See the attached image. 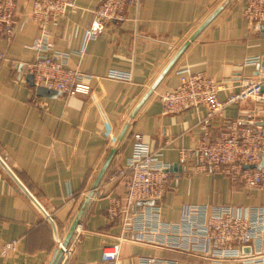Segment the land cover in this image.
<instances>
[{"label": "crops", "instance_id": "crops-1", "mask_svg": "<svg viewBox=\"0 0 264 264\" xmlns=\"http://www.w3.org/2000/svg\"><path fill=\"white\" fill-rule=\"evenodd\" d=\"M17 1L21 6L34 2ZM102 1L77 0L75 12L68 10L58 24L48 27L54 47L49 55L78 72L91 87L88 95L61 93L47 98L37 94L28 80V64L38 56L32 46L41 31L28 17L11 42L0 37V52L5 53L0 59V159L15 177L0 161V248L18 241L15 251L0 257V264H52L112 148L108 132L112 129L119 135L169 61L224 0H142L139 8L127 9L125 21L110 23L96 38L86 40ZM247 3L233 0L189 46L131 121L120 144L126 160L139 137L152 151H161V160L170 167L155 237L168 225H181L190 206L233 211L264 206V189H250L222 173L200 172L194 160L187 166L180 164L182 151L194 149L206 129L216 133L223 119L247 114L252 116L249 122L260 125L263 103L249 100L229 105L222 117L205 124V107L166 114L159 97L179 86L183 69L203 73L221 85V101L238 92L242 77L264 80V27L254 28L246 20ZM255 57L259 64L246 63ZM112 71L133 78L109 79ZM115 167L113 161L78 227L69 256L60 264H98L104 247L123 234L122 217L115 222L107 217L112 199L120 195L117 184L109 180ZM140 256L177 264L213 262L206 253L192 249L123 242L120 264H133Z\"/></svg>", "mask_w": 264, "mask_h": 264}, {"label": "built area", "instance_id": "built-area-1", "mask_svg": "<svg viewBox=\"0 0 264 264\" xmlns=\"http://www.w3.org/2000/svg\"><path fill=\"white\" fill-rule=\"evenodd\" d=\"M77 0H34L32 5L21 6L17 0L0 1V37L11 42L19 31L22 20L28 18L40 27L41 36L33 49L36 60L28 64L35 86L57 90L62 94L88 95L91 87L80 79L77 71L68 68L56 56L49 55L53 44L48 38V27L58 22L68 10L76 11ZM142 0H103L94 11V19L86 33L87 39L96 38L108 24L123 22L130 7L139 8ZM23 10V11H22ZM246 20L254 28L264 27V0H248L245 8ZM28 17V18H27ZM5 53L0 52V59ZM247 64L257 65L258 57L250 58ZM180 84L174 90L159 95L166 114H178L191 108L205 107L208 124L223 116L232 104L257 100L264 105V80L253 76L241 78L238 92L226 101L219 99L224 90L203 73L190 69L179 72ZM107 77L119 81H131L132 75L112 71ZM261 124L249 122L247 114L221 122L216 133L206 129L198 145L181 153L180 164L187 166L196 162L198 171L222 173L244 183L250 189H264V168L258 166L264 158V108ZM112 147L117 145L115 130L108 132ZM161 151H152L148 144L137 138L133 152L124 160L120 144L114 157L116 167L110 182L117 184L120 195L112 199L107 209L109 221L123 219V234L103 249L98 264H120L123 242H147L177 251L195 250L212 257V264L239 261L244 264H264V206L233 211L231 208L207 209L190 206L185 210L181 225H168L159 230V205L167 192L171 180L170 167L161 160ZM152 202L153 207L147 205ZM142 203V204H141ZM142 206V207H141ZM133 212V213H132ZM132 213V214H131ZM162 227L164 228V225ZM139 235H135V234ZM145 234V235H144ZM143 235V237L141 236ZM160 236L157 240V237ZM18 241L5 242L0 248V257L6 258L17 249ZM249 248V252L245 249ZM133 264H177L175 261L140 256Z\"/></svg>", "mask_w": 264, "mask_h": 264}, {"label": "water", "instance_id": "water-1", "mask_svg": "<svg viewBox=\"0 0 264 264\" xmlns=\"http://www.w3.org/2000/svg\"><path fill=\"white\" fill-rule=\"evenodd\" d=\"M233 0H224L215 10L214 12L191 34L189 39L180 47V49L176 52V54L173 56V58L169 61V63L166 65L164 70L160 73V75L157 77V79L152 83L150 88L145 92L143 97L140 99V101L137 103L131 114L129 115L127 121L123 125L122 129L119 132V135L117 136V145L121 144V142L124 140L129 127L131 125V121L136 117L140 109L143 107V105L152 97V95L155 93V91L159 88L165 77L171 72V70L174 68L175 64L179 60V58L184 54V52L189 48V46L200 36V34L210 25V23L232 2ZM29 82L32 86L36 87L37 94L42 97L47 98H53L61 94L57 90L48 89L43 86H35L33 75H29L28 77ZM262 91L264 92V86L262 88ZM117 145H114L102 168L100 169L99 173L97 174L94 182L92 183L89 191L87 192L86 197L84 198L79 210L77 211L75 217L72 220V223L65 235V238L63 241L60 242V248L57 252V255L55 259L53 260L52 264H60L61 260L65 255L69 256L70 251L69 247L72 243V240L74 236L77 233L78 227L81 225V221L89 207V204L91 203L92 198L95 196L102 180L104 179L106 173L108 172L111 164L113 163L114 157L117 153ZM3 166L6 167V169L9 171V173L13 176L11 171L8 169V167L4 164L2 159H0ZM247 168L250 169H261L264 168V158L262 159L261 163L258 166H248ZM14 177V176H13ZM15 178V177H14ZM36 202V201H35ZM149 204H152V202H148ZM142 204V203H141ZM48 216V215H47ZM250 249H245V252H249Z\"/></svg>", "mask_w": 264, "mask_h": 264}]
</instances>
